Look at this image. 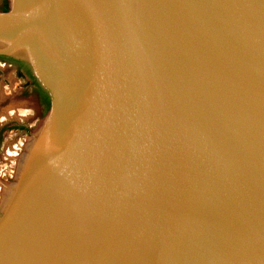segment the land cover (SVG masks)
<instances>
[{"label":"water","instance_id":"obj_1","mask_svg":"<svg viewBox=\"0 0 264 264\" xmlns=\"http://www.w3.org/2000/svg\"><path fill=\"white\" fill-rule=\"evenodd\" d=\"M0 56L49 98L0 264H264V0H9Z\"/></svg>","mask_w":264,"mask_h":264},{"label":"rangeland","instance_id":"obj_2","mask_svg":"<svg viewBox=\"0 0 264 264\" xmlns=\"http://www.w3.org/2000/svg\"><path fill=\"white\" fill-rule=\"evenodd\" d=\"M8 3L0 0V8ZM17 62L0 58V201L4 187L14 180L28 138L49 111L40 85Z\"/></svg>","mask_w":264,"mask_h":264},{"label":"flooded vegetation","instance_id":"obj_3","mask_svg":"<svg viewBox=\"0 0 264 264\" xmlns=\"http://www.w3.org/2000/svg\"><path fill=\"white\" fill-rule=\"evenodd\" d=\"M4 7H7V4L4 5V6H2L0 9H3ZM0 58L6 59L5 57H1V56H0ZM17 64H19V66L21 68L25 69L27 71V73L29 74V68L27 67V65L25 63L18 61ZM40 90H41V94H42V98H43L44 102L47 105H49V98H48L47 93L41 87H40ZM43 95L45 96V98H47L48 101L46 99H44V96Z\"/></svg>","mask_w":264,"mask_h":264},{"label":"trees","instance_id":"obj_4","mask_svg":"<svg viewBox=\"0 0 264 264\" xmlns=\"http://www.w3.org/2000/svg\"><path fill=\"white\" fill-rule=\"evenodd\" d=\"M8 8V6L7 7H4L3 9H1V10H6ZM29 74H30V71H29ZM30 76H31V74H30ZM32 77V76H31ZM33 78V77H32ZM34 79V78H33ZM44 96V95H43ZM44 99H46L47 100V98H45V96H44ZM48 101V100H47Z\"/></svg>","mask_w":264,"mask_h":264},{"label":"bare ground","instance_id":"obj_5","mask_svg":"<svg viewBox=\"0 0 264 264\" xmlns=\"http://www.w3.org/2000/svg\"><path fill=\"white\" fill-rule=\"evenodd\" d=\"M33 149H34V148H33ZM4 189L6 190L5 192H7L8 188L4 187ZM4 196H5V193H4L3 197H2L3 199H4ZM3 199H2V200H3ZM2 200H1V201H2Z\"/></svg>","mask_w":264,"mask_h":264}]
</instances>
